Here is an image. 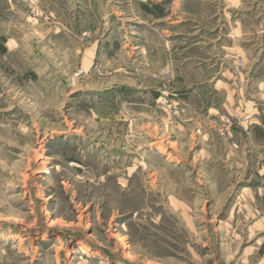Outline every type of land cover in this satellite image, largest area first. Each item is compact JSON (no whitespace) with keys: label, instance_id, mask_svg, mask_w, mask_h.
Listing matches in <instances>:
<instances>
[{"label":"rangeland","instance_id":"rangeland-1","mask_svg":"<svg viewBox=\"0 0 264 264\" xmlns=\"http://www.w3.org/2000/svg\"><path fill=\"white\" fill-rule=\"evenodd\" d=\"M0 264H264V0H0Z\"/></svg>","mask_w":264,"mask_h":264},{"label":"bare ground","instance_id":"bare-ground-1","mask_svg":"<svg viewBox=\"0 0 264 264\" xmlns=\"http://www.w3.org/2000/svg\"><path fill=\"white\" fill-rule=\"evenodd\" d=\"M83 252V250H81Z\"/></svg>","mask_w":264,"mask_h":264}]
</instances>
